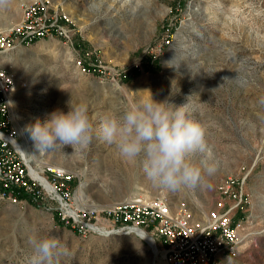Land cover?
Returning a JSON list of instances; mask_svg holds the SVG:
<instances>
[{"label": "rangeland", "instance_id": "1", "mask_svg": "<svg viewBox=\"0 0 264 264\" xmlns=\"http://www.w3.org/2000/svg\"><path fill=\"white\" fill-rule=\"evenodd\" d=\"M30 1L10 0L0 8V28L17 23ZM51 1L75 23L74 42L100 49L120 76L116 83L80 72L70 47L55 36L2 53L0 65L15 78L12 108L28 140L27 128L37 119L43 123L57 109L67 113L70 101L87 105L91 142L74 149L58 145L37 158L72 171L76 195L96 205L165 195L173 210L195 217L215 208L221 178L245 167V236L234 257L216 264H264V0ZM145 90L156 101L188 103L206 129L217 168L196 189L154 186L139 159L123 158L99 135L103 116L121 114L147 97ZM43 235L66 245L60 264H164L138 235H81L59 222L54 204L44 210L0 192V264H31L29 238Z\"/></svg>", "mask_w": 264, "mask_h": 264}, {"label": "built area", "instance_id": "2", "mask_svg": "<svg viewBox=\"0 0 264 264\" xmlns=\"http://www.w3.org/2000/svg\"><path fill=\"white\" fill-rule=\"evenodd\" d=\"M77 27L61 4L31 0L21 19L0 28V56L18 44L58 37L70 47L75 67L82 73H97L118 82L120 71L106 62L97 47H79L73 40ZM14 75L0 65V192L13 201L26 199L44 210H56L59 222L81 235L131 234L143 231L153 238L164 264H216L234 257L245 236L249 203L244 185L249 169L241 167L219 182L215 208L191 216L172 209L165 195H129L99 206L81 199L73 187V172L65 167L25 157L24 136L18 113L12 108ZM51 204L52 207L49 205Z\"/></svg>", "mask_w": 264, "mask_h": 264}, {"label": "clouds", "instance_id": "3", "mask_svg": "<svg viewBox=\"0 0 264 264\" xmlns=\"http://www.w3.org/2000/svg\"><path fill=\"white\" fill-rule=\"evenodd\" d=\"M10 0H0V8ZM227 79V78H225ZM139 102L130 103L121 114L108 113L99 123V135L115 145L125 159L140 160L143 173L154 186L170 192L194 190L215 173L217 165L206 143V129L192 118L188 103L174 106L156 101L150 91ZM36 150L49 152L58 145H88L94 127L86 104L69 102L67 113L57 109L41 123L27 128ZM200 154L197 162L194 157ZM31 264H60L68 254L66 245L54 236L29 238Z\"/></svg>", "mask_w": 264, "mask_h": 264}, {"label": "bare ground", "instance_id": "4", "mask_svg": "<svg viewBox=\"0 0 264 264\" xmlns=\"http://www.w3.org/2000/svg\"><path fill=\"white\" fill-rule=\"evenodd\" d=\"M22 135L24 136V140H23L22 146L20 148L21 151L23 152L25 157H34L33 151L36 150V148L34 146V141L28 140V138L26 137V135L23 131H22ZM38 154H40V153L37 152V154H35V156H37ZM79 194H81V193H79ZM138 236L141 239H145L147 241V245L151 248L152 253L156 252L153 238L150 235L146 234L143 231H139Z\"/></svg>", "mask_w": 264, "mask_h": 264}, {"label": "crops", "instance_id": "5", "mask_svg": "<svg viewBox=\"0 0 264 264\" xmlns=\"http://www.w3.org/2000/svg\"><path fill=\"white\" fill-rule=\"evenodd\" d=\"M223 258H224V257H222V258L219 260V262H220L221 260H223Z\"/></svg>", "mask_w": 264, "mask_h": 264}, {"label": "water", "instance_id": "6", "mask_svg": "<svg viewBox=\"0 0 264 264\" xmlns=\"http://www.w3.org/2000/svg\"><path fill=\"white\" fill-rule=\"evenodd\" d=\"M145 242H146V244H147V241L145 240V239H143Z\"/></svg>", "mask_w": 264, "mask_h": 264}]
</instances>
